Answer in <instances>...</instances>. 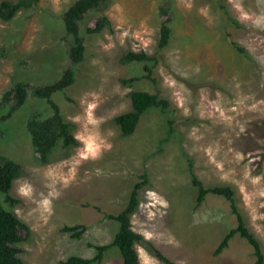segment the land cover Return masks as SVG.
<instances>
[{
	"label": "rangeland",
	"instance_id": "obj_1",
	"mask_svg": "<svg viewBox=\"0 0 264 264\" xmlns=\"http://www.w3.org/2000/svg\"><path fill=\"white\" fill-rule=\"evenodd\" d=\"M74 1L38 0L0 19V102L15 82L32 89L59 79L71 65L63 13ZM100 15L109 18L111 29L88 33ZM166 17L171 35L160 49ZM80 28L85 52L73 66L75 81L52 94L77 144L58 149L48 164L39 162L26 121L38 109L49 112L44 99L28 98L0 122V155L21 165L10 190L19 201L3 204L30 227L28 239L19 243L22 259L57 264L72 255L93 257L90 244L111 242L118 229L104 215L126 205L144 173L148 180L130 215L132 229L143 237L135 243L141 264H253L252 246L237 234L214 254L236 220L220 195L208 194L196 208L188 161L206 187L233 188L264 254V0H107L85 15ZM129 51L157 58L151 78L144 77L142 63L120 62ZM131 77L136 79L122 82ZM134 90L156 93L169 105L148 109L135 131L123 136L115 117L132 109ZM75 224L87 227L79 239L62 231ZM121 262L112 246L99 264Z\"/></svg>",
	"mask_w": 264,
	"mask_h": 264
},
{
	"label": "trees",
	"instance_id": "obj_2",
	"mask_svg": "<svg viewBox=\"0 0 264 264\" xmlns=\"http://www.w3.org/2000/svg\"><path fill=\"white\" fill-rule=\"evenodd\" d=\"M107 0H75L63 13L65 24V38L68 40L69 51L68 57L71 65L66 67L59 79L31 89V86L24 82H15L1 96L0 109L5 108V112L0 114V122L9 119L14 112L20 109L28 98L35 97L44 99L48 104L49 112L39 109L33 111L26 121V131L30 138L33 152L37 155L40 163L48 164L52 161L54 153L58 149H67L77 144V139L71 132V123L67 121L60 111V106L52 100V94L57 91H62L69 87L75 81L74 65L81 62L84 57L85 43L84 37L80 28L81 21L85 15L105 3ZM38 0H3L0 2V19L7 21L22 10L35 7ZM160 13L167 16V8H160ZM226 18L237 27H240L238 21L229 16L226 12ZM170 18L166 17L160 25V37L158 46L164 48L170 40L171 28L169 26ZM105 27L111 29V23L107 16L100 15L94 21L92 26L86 27L88 33H98ZM235 50L246 56L245 49L235 42H231ZM157 58L153 55H148L144 51L134 52L129 51L120 58L122 64L130 62H138L143 64V70L147 73L144 77L151 78L152 66ZM136 77L123 79L122 82H132ZM154 80V79H152ZM30 88V89H29ZM67 100H70L66 97ZM132 109L115 117V122L120 126L123 136L131 135L141 116L151 107H160L166 110L169 102L165 98H160L156 93H150L143 90H134L130 93ZM169 129L172 133L173 120H167ZM1 133V132H0ZM189 172L191 174L192 184L197 187L196 208L199 207L205 200L208 194L220 195L229 203L231 214L234 215L236 225L228 230L222 237L214 250V254H218L228 246L229 240L234 235H239L244 238L253 248L255 261L253 264H262L264 254L261 245L257 238L249 231L245 224L244 217L239 211L235 192L228 185H216L206 187L193 172V163L188 161ZM21 173V165L10 159L7 156L0 155V264H26L21 257L22 250L19 243L28 239L31 234L30 227L24 223L10 209L6 208L3 203L15 204L19 200L14 199L10 195V190L14 180ZM140 180L136 181L129 193V198L126 205L117 213H106L105 218L118 222V229L111 242L102 245H91L96 249V254L91 258H83L72 255L65 260L59 261L57 264H99L102 261L104 252L116 246L121 254V264H141L135 249V243L143 240L141 234L132 229L130 215L133 213L139 202V190L147 183V175H139ZM87 227L83 224H75L72 226L65 225L62 231L69 232L70 236L79 239L85 232ZM154 254L164 262L171 261L164 256L152 243L147 242Z\"/></svg>",
	"mask_w": 264,
	"mask_h": 264
}]
</instances>
